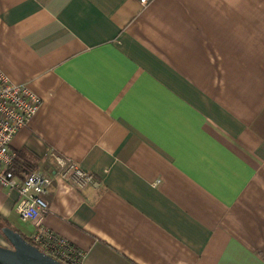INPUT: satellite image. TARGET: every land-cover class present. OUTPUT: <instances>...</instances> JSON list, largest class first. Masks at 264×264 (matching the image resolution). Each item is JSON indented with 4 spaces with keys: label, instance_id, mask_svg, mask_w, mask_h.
Masks as SVG:
<instances>
[{
    "label": "crops",
    "instance_id": "0c3cea01",
    "mask_svg": "<svg viewBox=\"0 0 264 264\" xmlns=\"http://www.w3.org/2000/svg\"><path fill=\"white\" fill-rule=\"evenodd\" d=\"M0 69L42 101L12 151L95 177L41 223L83 264H264V0H0Z\"/></svg>",
    "mask_w": 264,
    "mask_h": 264
},
{
    "label": "built area",
    "instance_id": "2783aa9c",
    "mask_svg": "<svg viewBox=\"0 0 264 264\" xmlns=\"http://www.w3.org/2000/svg\"><path fill=\"white\" fill-rule=\"evenodd\" d=\"M154 0H139L143 7ZM42 101L26 85L13 83L0 69V188L17 191L16 211L25 222L35 223L32 245L65 264H83L84 253L65 239L41 226L50 213L49 194L54 178L67 181L77 191L96 185L95 177L76 162L54 156V172L41 168L25 176L12 170L17 155L11 145L18 132L26 127L40 110Z\"/></svg>",
    "mask_w": 264,
    "mask_h": 264
},
{
    "label": "water",
    "instance_id": "95a60500",
    "mask_svg": "<svg viewBox=\"0 0 264 264\" xmlns=\"http://www.w3.org/2000/svg\"><path fill=\"white\" fill-rule=\"evenodd\" d=\"M2 234L11 247L0 245V264H65L43 253L9 227L3 228Z\"/></svg>",
    "mask_w": 264,
    "mask_h": 264
},
{
    "label": "trees",
    "instance_id": "16d2710c",
    "mask_svg": "<svg viewBox=\"0 0 264 264\" xmlns=\"http://www.w3.org/2000/svg\"><path fill=\"white\" fill-rule=\"evenodd\" d=\"M39 167V162L36 160H31L30 158L26 157L25 154H18L16 160H15V164L12 167V170L15 172V174H17L18 176L21 175H28L31 172L37 170ZM9 226L8 223L6 221H4L1 217H0V230H2V228ZM16 231V230H15ZM18 232V231H17ZM21 234V233H20ZM22 235V234H21ZM23 236V235H22ZM24 237V236H23ZM29 243L32 244L31 239H28L26 237H24Z\"/></svg>",
    "mask_w": 264,
    "mask_h": 264
},
{
    "label": "rangeland",
    "instance_id": "374dc122",
    "mask_svg": "<svg viewBox=\"0 0 264 264\" xmlns=\"http://www.w3.org/2000/svg\"><path fill=\"white\" fill-rule=\"evenodd\" d=\"M7 247H9V248H10V247H11V246H10V244H8V246H7Z\"/></svg>",
    "mask_w": 264,
    "mask_h": 264
}]
</instances>
